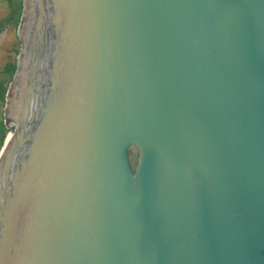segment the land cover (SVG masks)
Wrapping results in <instances>:
<instances>
[{
  "label": "water",
  "instance_id": "obj_1",
  "mask_svg": "<svg viewBox=\"0 0 264 264\" xmlns=\"http://www.w3.org/2000/svg\"><path fill=\"white\" fill-rule=\"evenodd\" d=\"M0 264H264V0H22Z\"/></svg>",
  "mask_w": 264,
  "mask_h": 264
},
{
  "label": "trees",
  "instance_id": "obj_2",
  "mask_svg": "<svg viewBox=\"0 0 264 264\" xmlns=\"http://www.w3.org/2000/svg\"><path fill=\"white\" fill-rule=\"evenodd\" d=\"M8 8L7 15L0 20V32L5 26H10L16 31V26L19 20V16L22 8V0H1ZM16 35V34H15ZM17 38V36H16ZM18 39L12 51L14 52V56H8V60L4 63L2 68L0 69V147L4 141V138L9 131L3 122V105L5 100V93L7 90V86L9 81L12 78L14 69H15V56L18 51Z\"/></svg>",
  "mask_w": 264,
  "mask_h": 264
},
{
  "label": "rangeland",
  "instance_id": "obj_3",
  "mask_svg": "<svg viewBox=\"0 0 264 264\" xmlns=\"http://www.w3.org/2000/svg\"><path fill=\"white\" fill-rule=\"evenodd\" d=\"M8 13V8L0 0V20L4 18ZM16 31L10 26H5L0 32V69L4 63L8 60V56H14L12 48L17 42Z\"/></svg>",
  "mask_w": 264,
  "mask_h": 264
}]
</instances>
